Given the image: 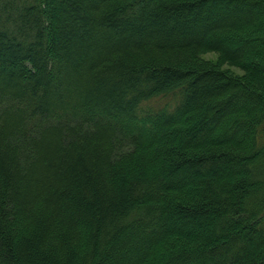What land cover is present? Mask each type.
Listing matches in <instances>:
<instances>
[{
    "label": "trees",
    "instance_id": "obj_1",
    "mask_svg": "<svg viewBox=\"0 0 264 264\" xmlns=\"http://www.w3.org/2000/svg\"><path fill=\"white\" fill-rule=\"evenodd\" d=\"M0 264H264V0H0Z\"/></svg>",
    "mask_w": 264,
    "mask_h": 264
},
{
    "label": "rangeland",
    "instance_id": "obj_2",
    "mask_svg": "<svg viewBox=\"0 0 264 264\" xmlns=\"http://www.w3.org/2000/svg\"><path fill=\"white\" fill-rule=\"evenodd\" d=\"M200 61L206 62V63H211V64H219L220 68L224 72H226L228 75H235V76H241L242 75V72L239 69H237L233 66H230L228 64L220 63L221 61H219L218 56L214 53L203 54L200 57ZM149 104H151V106H155L154 102L149 103Z\"/></svg>",
    "mask_w": 264,
    "mask_h": 264
}]
</instances>
